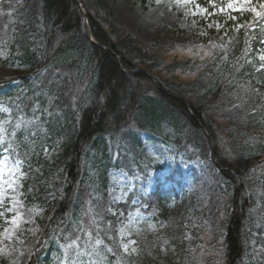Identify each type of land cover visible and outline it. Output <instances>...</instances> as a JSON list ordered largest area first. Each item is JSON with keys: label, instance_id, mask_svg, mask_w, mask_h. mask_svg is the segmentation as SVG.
Listing matches in <instances>:
<instances>
[{"label": "trees", "instance_id": "trees-1", "mask_svg": "<svg viewBox=\"0 0 264 264\" xmlns=\"http://www.w3.org/2000/svg\"><path fill=\"white\" fill-rule=\"evenodd\" d=\"M39 1L36 28L23 13L28 4L16 6L8 59L22 70L0 79V106L9 111L0 113V124L8 119L0 151L21 163L23 196L44 209L43 239L27 264H264V227L248 217L259 203L264 221V13L223 16L224 45L204 40L145 50L90 0L79 2L94 43L76 0ZM225 106L242 122L214 115ZM164 124L177 134V151L199 160L210 177L208 187L196 174L193 182L203 209L215 203V227L133 237L137 251L127 254L118 216L133 210L135 198L147 209L172 199L183 204L174 190L141 196L135 189L114 214L109 206L111 172L142 187L161 169L144 162L140 149L142 132L157 134ZM57 141L62 150L49 162L44 150ZM188 247L193 259L175 261Z\"/></svg>", "mask_w": 264, "mask_h": 264}, {"label": "rangeland", "instance_id": "rangeland-1", "mask_svg": "<svg viewBox=\"0 0 264 264\" xmlns=\"http://www.w3.org/2000/svg\"><path fill=\"white\" fill-rule=\"evenodd\" d=\"M28 5L23 13L29 22H40L39 0H0V78H8L21 68L8 59L10 45L11 27L16 6L19 2ZM191 0L190 3H177L176 0H90L92 6L100 13L106 15L116 26L126 33L135 37L138 43L145 49H163L169 44L202 45L204 40L209 43L216 42L218 46L224 44L226 38V27L224 19L240 12H250L257 17V12L263 13L264 0H248L243 3L237 0L235 7L228 8L230 0ZM249 9H255L250 11ZM36 24H33L35 28ZM209 30L220 31L217 36L209 34ZM184 32L190 33L187 38ZM221 41V42H220ZM264 55V50L259 58ZM264 66V61H262ZM219 65V64H218ZM1 112L8 114L7 110ZM215 116L241 123L242 120L228 106L220 108L214 113ZM4 124H0V145L4 142ZM176 133L167 125H162L157 134L144 131L141 134V159L151 166H161L160 173H152L147 182L137 191L140 195L149 194L154 191L159 183L163 190L174 186V181L181 182V202L187 200V196H193L195 186L192 181V173L199 175L206 187L211 185V180L199 160L190 161L187 156L177 152L174 144ZM112 145H119V131L113 132ZM61 141H57L55 147L44 151L49 162H53L55 156L61 152ZM55 168L51 177L57 174ZM180 172V176L175 173ZM194 171V172H192ZM172 179H170V177ZM21 163L9 159L4 151L0 153V257L6 264H27L29 257L34 253L40 237L39 220L44 216L41 202L33 200L28 203L23 197L21 189L23 180ZM159 179V181H156ZM44 186L49 187V181L43 180ZM134 180L124 172L116 171L109 174L108 195L110 206L114 214L115 206L127 201L128 196L134 188ZM178 206L177 202L171 200L160 207H152L148 210L146 206L139 203L137 198L132 202L133 210L126 216L120 214L118 225V236L123 251L134 254L132 249L136 248L133 237H157L164 233H175L182 228L206 227L212 230L216 221V206L211 200L207 209H203L201 199L195 195L192 203ZM260 211L259 203L248 212L249 220L255 228L263 227L264 221ZM22 227L25 229L22 230ZM133 242V243H129ZM128 244L127 251L123 245ZM253 241L250 242V246ZM193 259L190 247L183 255H176L175 261L184 263ZM244 261V264H248ZM62 264H64L62 262Z\"/></svg>", "mask_w": 264, "mask_h": 264}, {"label": "snow or ice", "instance_id": "snow-or-ice-1", "mask_svg": "<svg viewBox=\"0 0 264 264\" xmlns=\"http://www.w3.org/2000/svg\"><path fill=\"white\" fill-rule=\"evenodd\" d=\"M158 2H159V0H158ZM176 2H177V3H180V2H183V3H190L191 0H176ZM236 2H237V0H230V2L228 3L227 7H228V8H233V7H235ZM242 2H243V3H247L248 0H242ZM261 7L264 8V4H262ZM249 10H250V11H255V9H249ZM256 14H257L258 16L261 15L260 12H257ZM260 60L264 61V55H262V56L260 57ZM75 243H76V241H73V244H75ZM129 243H133V242H129ZM128 247H129L128 244L123 245V248L125 249V251H127ZM132 252H136V249L133 248V249H132Z\"/></svg>", "mask_w": 264, "mask_h": 264}, {"label": "water", "instance_id": "water-1", "mask_svg": "<svg viewBox=\"0 0 264 264\" xmlns=\"http://www.w3.org/2000/svg\"><path fill=\"white\" fill-rule=\"evenodd\" d=\"M76 1H77V3H78V7H80L79 0H76ZM86 21H87V24H88V26H89V22H88L87 19H86ZM90 34H91V30H90V26H89L88 37H89L90 41L92 42V38H91ZM213 150H214V149H213Z\"/></svg>", "mask_w": 264, "mask_h": 264}]
</instances>
